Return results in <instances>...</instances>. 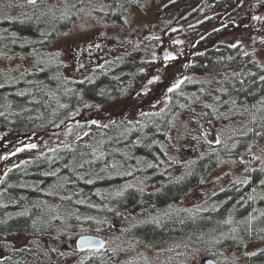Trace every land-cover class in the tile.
I'll use <instances>...</instances> for the list:
<instances>
[{"label":"rangeland","instance_id":"obj_1","mask_svg":"<svg viewBox=\"0 0 264 264\" xmlns=\"http://www.w3.org/2000/svg\"><path fill=\"white\" fill-rule=\"evenodd\" d=\"M138 1L131 0L128 9H118L112 0H0V23L22 18L27 12L40 20L38 36L21 42L31 43L34 50L29 52L40 47L39 52L12 58L0 52V77L16 80L21 73L35 74L51 63L68 79L65 88H71V79L94 77L96 68L116 61L127 51L139 49L144 60L126 93L104 101L86 100L51 127L25 130L0 123V177L11 166L46 149L73 142L92 122L136 123L146 113L171 111L176 122L164 151L171 174H180L192 158L213 150L216 158L211 165L215 166L199 175L198 184L172 208L159 215L151 210L150 218L155 222L182 220L218 210L226 203L228 211L222 224L227 231H202L197 236H169L150 242L124 236L117 222L106 227L103 216L99 224H105L109 233L110 255L101 254H107L108 264H205L207 258H213L214 264H252L249 255L264 247V174L260 184L253 183L257 177L252 178L254 170L264 165V132L248 143L247 152L234 155L237 133L246 128L234 107L226 109L225 116L217 112L214 120L205 122L198 120L202 113L175 110L170 101L172 90L203 76L194 66V55L210 45H239L264 67V0H232V5L223 9L215 7L216 0L179 4H172L173 0ZM44 57L50 59L43 63ZM212 79L209 86H216L218 79ZM207 99L212 104L213 94ZM194 109L202 111L197 104ZM113 192L107 189L104 198L109 199ZM90 220L87 215L77 224L56 230L62 240L44 239L48 259L40 257L39 263L76 264L75 241ZM241 233L242 241L234 242L235 235ZM8 240L20 247L28 239L22 233L0 239V263L6 257L2 242Z\"/></svg>","mask_w":264,"mask_h":264},{"label":"trees","instance_id":"obj_2","mask_svg":"<svg viewBox=\"0 0 264 264\" xmlns=\"http://www.w3.org/2000/svg\"><path fill=\"white\" fill-rule=\"evenodd\" d=\"M130 1L112 0V5L128 9ZM181 2L185 0H173L172 4ZM232 3V0L214 2L217 9ZM31 14L27 12L22 18L0 23L1 27L7 26L0 27V52L6 58L39 52L40 47L29 52L34 50L29 47L31 43H21L38 36L40 20ZM194 57V66L203 76L172 90L171 105L178 111L202 113L198 120L205 122H211L218 114L225 116L226 109L234 107L247 129L237 133L239 142L233 154L247 152L248 143L264 132V67L251 53L245 54L239 45L227 42L210 45ZM47 59L50 58L44 57L41 62ZM143 62L139 49L127 51L116 61L96 68L94 77L71 79V88H65L68 79L51 63L35 74L21 73L16 80L2 76L0 123L25 130L51 127L86 100L104 101L126 93ZM212 78L218 79L216 86H209ZM209 89L213 91L208 92ZM211 94L215 102L212 104L207 99ZM196 104L202 107L201 112L195 111ZM171 114V111L146 113L140 121L128 124L92 122L73 142L46 149L8 168L0 177V239L22 233L28 242L16 247L9 240L3 241L6 257L0 264H40V257L48 259L43 240L47 237L62 240V235L55 231L70 223L77 224L87 215L91 220L83 225L81 234L105 231L106 225L99 224L103 216L106 227L117 222L124 236L150 242L169 236H197L202 231L225 233L222 222L228 211L226 203L218 210L182 220L155 222L150 218L151 210L159 215L172 208L186 191L198 184L216 158L214 150L201 153L180 174H171L164 152L176 122V116ZM263 166L254 170L252 178L257 177L254 184L261 183ZM107 189L114 191L109 199L104 198ZM242 233L235 235L233 241L241 242ZM75 252L76 264L110 262L108 245L104 249ZM248 259L252 264H264V247Z\"/></svg>","mask_w":264,"mask_h":264},{"label":"water","instance_id":"obj_3","mask_svg":"<svg viewBox=\"0 0 264 264\" xmlns=\"http://www.w3.org/2000/svg\"><path fill=\"white\" fill-rule=\"evenodd\" d=\"M30 1V0H28ZM36 1V0H34ZM76 246L80 250L86 249H102L107 245V242L103 236L95 233H83L76 238ZM213 258H207L205 264H214Z\"/></svg>","mask_w":264,"mask_h":264},{"label":"flooded vegetation","instance_id":"obj_4","mask_svg":"<svg viewBox=\"0 0 264 264\" xmlns=\"http://www.w3.org/2000/svg\"><path fill=\"white\" fill-rule=\"evenodd\" d=\"M28 2H30V1H28ZM87 233H95V234H100L101 236H103L104 238H105V240H106V242H107V245H108V239H109V233L108 232H106V231H103V232H101V233H97V232H87ZM25 242H28V240H26ZM107 245L105 246V247H107ZM104 247V248H105ZM104 248H102V249H104Z\"/></svg>","mask_w":264,"mask_h":264},{"label":"snow or ice","instance_id":"obj_5","mask_svg":"<svg viewBox=\"0 0 264 264\" xmlns=\"http://www.w3.org/2000/svg\"><path fill=\"white\" fill-rule=\"evenodd\" d=\"M30 2H34V0H30Z\"/></svg>","mask_w":264,"mask_h":264}]
</instances>
